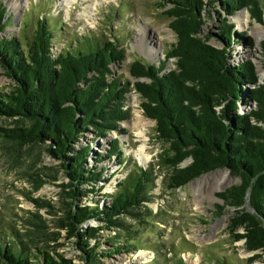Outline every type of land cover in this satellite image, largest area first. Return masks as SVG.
<instances>
[{
	"label": "trees",
	"instance_id": "1",
	"mask_svg": "<svg viewBox=\"0 0 264 264\" xmlns=\"http://www.w3.org/2000/svg\"><path fill=\"white\" fill-rule=\"evenodd\" d=\"M207 6L205 0H163L161 7L176 41L158 65L139 59L131 62L133 89L142 99L145 116L155 120L158 138L164 143L157 165L167 169V188L176 189L217 168L229 169L240 181L218 196L227 206L238 209L230 228L243 227V232L235 234L236 240L244 239L248 250L264 252V78L260 82L249 60L232 64L227 49L240 41L230 17L247 9L252 19L262 22L264 0L225 1L226 13L219 18L218 28L227 47L214 45L203 31L207 15L211 16ZM3 13L4 7L0 8V30L5 28ZM44 20H36L26 47L16 38L0 40V62L13 81L9 92H0V116L19 115L29 121L28 128L17 126L8 136L19 145L40 142L48 155L61 161L69 182L60 186L73 202L61 199L66 216L60 225L71 231L79 229L77 244L86 264H100V255L132 247L128 243L131 237L112 236L108 251L98 253L100 242L92 245L88 241L96 228L83 225L98 219L106 226L128 227L115 216L129 213L140 220L152 216L147 204L155 199L158 175L155 164L134 165L116 189L107 193L109 202L104 206L79 205L93 191L89 188L101 182L103 170L88 166L90 145H75L89 128L97 137L111 130L120 132L119 123L129 114V81L122 83L111 68L112 63L123 61L124 49L116 40L76 36L75 45L68 42L54 51L60 27H51L56 24L51 18ZM261 45L264 69V40ZM170 58L174 68L166 71ZM112 75L114 79L109 78ZM246 86L244 102L250 110L245 106L240 113L238 99ZM119 149L115 139L110 152L120 154ZM119 158L122 163V155ZM188 158L190 162L183 166ZM247 204L250 210L245 208ZM141 207L145 211H136ZM37 236L21 231L0 215V261L36 264L32 261L36 259L39 264H71L38 247Z\"/></svg>",
	"mask_w": 264,
	"mask_h": 264
},
{
	"label": "rangeland",
	"instance_id": "2",
	"mask_svg": "<svg viewBox=\"0 0 264 264\" xmlns=\"http://www.w3.org/2000/svg\"><path fill=\"white\" fill-rule=\"evenodd\" d=\"M10 1L0 0L1 6L4 7L5 24V28L0 30V40L16 38L26 47L25 43L34 34L36 20H44L46 17L56 21L51 27H60V39L55 43L54 51L63 48L68 42L75 45L76 36L116 40L124 49L123 61L112 63L111 68L113 75L122 83L129 81L130 90L126 102L129 114L119 123L120 132L111 130L105 136L97 137L94 130L89 128L75 145L76 148L90 145L88 166L103 170L101 182L89 188L93 191L88 192L79 205L104 206L109 202L107 193L116 189L119 180L134 165L146 167L155 164L154 172L158 175L154 189L156 196L147 204L153 215L144 216L145 220L129 213L115 216L129 224L128 227L106 226L104 220L98 219L85 222L83 228H96L88 241L92 245L100 242L98 253L108 251V239L112 236L131 237L128 243L132 247L100 255V264H264L262 250H248L244 239L236 240L235 234L243 232V227L236 230H231L230 227L232 218L238 215V209L227 206L218 196V192L240 181L238 175L232 174L227 168H217L170 190L167 188V169L157 165L158 155L164 143L158 138L155 120L145 116L141 108L142 99L133 89L135 79L129 69L135 59L160 64L165 60V52L176 41V34L169 26L170 19L161 7L163 0H74L69 5L61 4L60 0H23L17 10H14ZM212 1L205 0L211 16L207 15L203 31L210 36L213 44L227 47L220 40L218 28L219 18L226 13V0ZM242 10L248 12L247 22L236 18ZM242 10H237L230 17L235 31L240 34V41L227 47L230 61L237 64L249 60L262 82L264 69L261 66V41L264 40V35H260L255 29H264V17L260 22L252 19L247 9ZM142 31H147L145 37L148 46H156L157 56L151 57L147 49L142 51L136 45L135 42L140 38ZM167 61L166 71L174 68V59ZM113 75L109 78L114 79ZM12 83V78L0 62V92H9ZM247 89L248 86L244 87L239 95L237 109L240 113L246 106L244 99ZM246 110H250V107L246 106ZM138 114L148 124L145 142L149 159L146 161L135 154L143 140L137 134L138 126L133 124ZM19 117L0 116V215L21 231L38 235L37 246L50 250L51 256L70 260L71 264H86L84 252L77 244L81 238L71 234L68 227L61 226L59 222L66 216L62 210L61 199L70 200L60 186L67 183L61 161L48 155L40 142L29 141L19 145L14 138L8 136L13 134L9 130L17 126L29 127L30 122ZM115 139L118 140L120 154L110 152ZM99 155L101 158L98 160L96 157ZM120 155L122 163L119 162ZM189 162L188 158L182 165L185 166ZM208 173H214V176L193 183ZM223 180L228 182L215 191L214 198L211 197L209 188L211 190ZM199 188L205 192L201 198L197 194ZM74 206L75 204L73 208ZM245 208L250 210L248 204ZM136 211L142 212L145 208L141 207ZM32 261L39 264L36 259ZM0 264L5 263L0 261Z\"/></svg>",
	"mask_w": 264,
	"mask_h": 264
},
{
	"label": "bare ground",
	"instance_id": "3",
	"mask_svg": "<svg viewBox=\"0 0 264 264\" xmlns=\"http://www.w3.org/2000/svg\"><path fill=\"white\" fill-rule=\"evenodd\" d=\"M74 0H60L61 4L63 5H69V3H72ZM11 4L13 5L14 7V10H17L18 7H20L22 4H23V0H11L10 1ZM96 4V2H95ZM98 5V4H97ZM239 21H242V22H247L248 21V12L246 10H242L241 12H239L237 14V17H236ZM257 30V32L260 34V35H264V29L262 28H258V29H255ZM256 32V33H257ZM146 33L147 31H142L141 35H140V38H138L136 40V45L139 46V49L143 51V49H147V52L149 51V54L151 55V57H155L157 56V50H156V46H148V41L146 39ZM154 43V42H153ZM147 45V46H146ZM133 124L135 126H138L136 129H138L137 131V134L138 136H140V138H142V143H140L139 147L135 150V154L141 159V160H148L149 159V155L146 153V142L145 140L147 139V135L145 133L146 131V127H147V122H145L144 120H142V118L140 117V114L137 115V120L135 122H133ZM139 126H141L142 128H140ZM214 176V173H208L202 177H200L199 179H197L196 181H194L193 183H196V182H199V181H204L206 179H209V178H212ZM228 181L227 180H223V181H220L218 182V185L215 186V187H212V189L210 190L209 188V195L211 197H215V191L220 188V187H223ZM199 191L197 192L198 196H200V198L202 196H204V190L202 191V189H198ZM207 191V190H206Z\"/></svg>",
	"mask_w": 264,
	"mask_h": 264
},
{
	"label": "water",
	"instance_id": "4",
	"mask_svg": "<svg viewBox=\"0 0 264 264\" xmlns=\"http://www.w3.org/2000/svg\"><path fill=\"white\" fill-rule=\"evenodd\" d=\"M214 45H215V44H214ZM216 46H218V45H216ZM219 47H222V45L219 46ZM228 170H229V169H228ZM65 175H66V173H65ZM66 178H67L66 180H67V183H68V182H69V178L67 177V175H66ZM191 181H192V180H191ZM70 189H71V188H69V189H67V190H70ZM69 198H70V201L73 202V199H72L71 197H69ZM73 205H74V204H73ZM78 228H79V227H78ZM68 230L70 231L71 234H76V233L78 232L79 229H76V230L71 231L70 228H68Z\"/></svg>",
	"mask_w": 264,
	"mask_h": 264
}]
</instances>
